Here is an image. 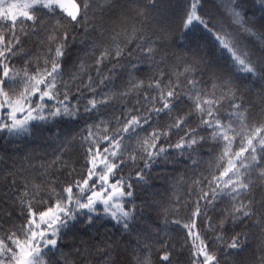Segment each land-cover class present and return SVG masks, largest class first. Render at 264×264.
Returning <instances> with one entry per match:
<instances>
[{
    "label": "snow or ice",
    "instance_id": "6c2138e0",
    "mask_svg": "<svg viewBox=\"0 0 264 264\" xmlns=\"http://www.w3.org/2000/svg\"><path fill=\"white\" fill-rule=\"evenodd\" d=\"M49 127L0 264H264V0H0V138Z\"/></svg>",
    "mask_w": 264,
    "mask_h": 264
},
{
    "label": "trees",
    "instance_id": "16d2710c",
    "mask_svg": "<svg viewBox=\"0 0 264 264\" xmlns=\"http://www.w3.org/2000/svg\"><path fill=\"white\" fill-rule=\"evenodd\" d=\"M213 2L214 0H208V6L211 7ZM248 2L249 4H251V0H248ZM81 127H83L82 122H74V121H62L59 125V128L61 129L62 132H67V131L78 132ZM55 131L56 128L49 127L44 129L36 137H25L23 141L19 142L21 144V147L18 149H14L12 145L5 143L4 139L0 138V155H3L4 153L23 154L25 150H37V149L42 153L44 151V148L46 147L44 144L45 139ZM77 168L79 169V165H77ZM176 171H185L184 165L182 163H177L174 166L169 165L165 174L174 175ZM157 173H159V169L157 170ZM157 173H154V179L152 181L153 184L152 190H159L162 192L167 187V183L163 179L156 178ZM64 178L66 177H61V180H63ZM107 226L109 228H112V224L110 223ZM110 234H115L117 237L119 236V233L115 228H112V233Z\"/></svg>",
    "mask_w": 264,
    "mask_h": 264
}]
</instances>
